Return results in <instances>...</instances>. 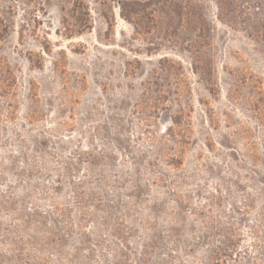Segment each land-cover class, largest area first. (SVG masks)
I'll use <instances>...</instances> for the list:
<instances>
[{
    "label": "rangeland",
    "instance_id": "1",
    "mask_svg": "<svg viewBox=\"0 0 264 264\" xmlns=\"http://www.w3.org/2000/svg\"><path fill=\"white\" fill-rule=\"evenodd\" d=\"M0 264H264V0H0Z\"/></svg>",
    "mask_w": 264,
    "mask_h": 264
},
{
    "label": "trees",
    "instance_id": "2",
    "mask_svg": "<svg viewBox=\"0 0 264 264\" xmlns=\"http://www.w3.org/2000/svg\"><path fill=\"white\" fill-rule=\"evenodd\" d=\"M221 3H222V2H221ZM219 6H220L219 8L221 9V4H220Z\"/></svg>",
    "mask_w": 264,
    "mask_h": 264
}]
</instances>
